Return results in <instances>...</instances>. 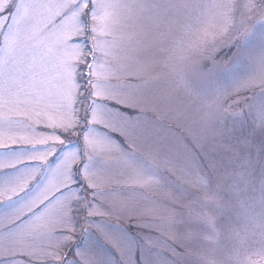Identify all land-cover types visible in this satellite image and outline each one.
Masks as SVG:
<instances>
[{"label": "snow or ice", "instance_id": "1", "mask_svg": "<svg viewBox=\"0 0 264 264\" xmlns=\"http://www.w3.org/2000/svg\"><path fill=\"white\" fill-rule=\"evenodd\" d=\"M257 22L264 23V0H0V136L11 141L0 139V264H264V221L255 223L245 202L255 179L251 136H264V29L255 32ZM222 38L235 49L229 61L190 63ZM147 47H158L177 88L201 101L192 149L207 146L210 166L185 147L200 210L182 220L203 250L181 242L177 251L151 224H136L148 230L141 236L98 219L115 202L116 189L98 182L114 164L127 172L119 191L137 200L174 184L175 163L161 167L128 136L121 144L111 135L121 126L137 130L146 116L140 106L151 82L140 78L138 58ZM158 122H144L141 134L149 138V123ZM237 124L249 134H237ZM112 150L121 159L105 161ZM217 152L230 164L218 168ZM259 154L264 168V140ZM233 201L242 227L219 222ZM85 225H95L96 239L74 242L77 230H91ZM222 227L234 244L221 260ZM252 243L258 251L249 252Z\"/></svg>", "mask_w": 264, "mask_h": 264}, {"label": "rangeland", "instance_id": "2", "mask_svg": "<svg viewBox=\"0 0 264 264\" xmlns=\"http://www.w3.org/2000/svg\"><path fill=\"white\" fill-rule=\"evenodd\" d=\"M262 29H264V23H255V32H259ZM124 31L130 33L133 29L126 27ZM233 35L235 36L236 34L234 33ZM236 38L242 39L239 36ZM234 51L235 49L230 46V41L227 38L218 39L206 52L192 56L190 63L194 67L203 65L205 68H211L210 56H215L216 61L223 64L230 60ZM120 55L124 56L125 53L121 52ZM138 59L142 65H145L140 78L151 82L150 93L145 97L146 102L140 106L146 116L140 118V127L137 130H133L130 126H121L119 131L113 132L111 135L121 144L125 143V136H128V143L137 152L155 156L157 163L161 167L167 166L169 161L175 163L172 176L174 184L170 187L156 190L152 193L151 199L137 200L129 193L119 191L122 187L121 181L127 176V172L119 165L114 164L99 178L98 182L101 187L108 188L110 192L112 189H116L110 196V199L115 202L111 205V210L108 207H101L100 210L105 214L98 217V219L104 220L107 224L128 227L141 236L145 235L148 230L143 227L137 228L136 224H151L155 226L152 231H158L162 238H167L170 242H176L173 246L177 248V251L180 250L181 242L184 245L203 250L198 238H192L187 235L188 229L182 220V218L187 217V213L190 210H200V204L192 194L197 191L192 183L193 178L185 171L183 162L185 159V147L192 151L197 158V162L202 167L207 169L210 166L207 146L204 149H192L193 137L200 135L201 131L200 120L202 113L198 111L201 101L195 97L188 96L185 91L177 88V85L166 74L167 70L162 63L164 55L158 47H147ZM239 67L243 68V66ZM217 78L222 79V77ZM208 103H211V100ZM132 114L135 115V112ZM156 120L159 122L149 123L151 135L149 138H145L141 134L144 122ZM232 127L233 125L229 121L228 128L231 129ZM235 127L237 134H249L250 129L247 125L241 128L237 124ZM38 131H44V129L38 128ZM11 134L16 136L23 135L20 132ZM0 139L5 143H11L6 136H0ZM72 139L76 141L78 137L73 136ZM251 139L254 145L252 155L255 161L253 170L255 179L246 194L245 202L253 220L259 224L264 221V187L260 184V177L262 172H264V168L261 167L259 154V146L261 141L264 140V136L257 131L252 133ZM103 158L105 161L115 162L121 159V155L118 151L112 150L106 152ZM50 159L53 160L52 166H54L55 159H59V156H56L55 159L50 157ZM215 162L218 168L230 164L227 154L223 152L215 153ZM0 171H3V169H0ZM221 183L224 184L225 182L221 180ZM176 185H184L191 191H185ZM219 195L226 196V188H221ZM168 197H170V200L167 199ZM204 210L209 212V214L215 215V212L211 209L205 208ZM238 211L239 206L233 201L232 205L226 208L225 214L219 217L220 224L236 222L238 224L234 226L242 227L243 223H245V218L236 215ZM129 216H133L135 219L129 220ZM85 227H90L91 230L87 233L77 230L74 234V242H80L81 240L86 242L90 239H96V235L99 233L95 225H85ZM221 232L222 236L219 239L221 251L217 253V256L222 260L226 257L228 249L234 244V241L231 240L228 232L223 227ZM49 243L50 241L47 239L37 240L38 245L47 246ZM153 246L160 248L162 244ZM258 250V244L252 243L249 245V252ZM64 251L68 252L69 249H64ZM71 258L70 255L69 259ZM253 259L259 261L260 258L253 257Z\"/></svg>", "mask_w": 264, "mask_h": 264}]
</instances>
